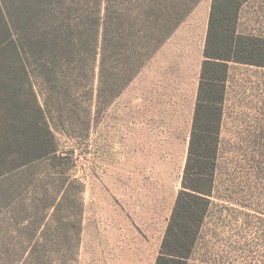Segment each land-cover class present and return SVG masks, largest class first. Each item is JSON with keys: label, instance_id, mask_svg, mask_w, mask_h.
<instances>
[{"label": "rangeland", "instance_id": "1", "mask_svg": "<svg viewBox=\"0 0 264 264\" xmlns=\"http://www.w3.org/2000/svg\"><path fill=\"white\" fill-rule=\"evenodd\" d=\"M193 1L118 97L99 100L95 77L90 96H72L75 114L53 117L57 160L0 172V264H155L204 60L211 0ZM238 31L264 41V0L247 1ZM220 107L210 204L186 264H264V67L229 63Z\"/></svg>", "mask_w": 264, "mask_h": 264}, {"label": "trees", "instance_id": "2", "mask_svg": "<svg viewBox=\"0 0 264 264\" xmlns=\"http://www.w3.org/2000/svg\"><path fill=\"white\" fill-rule=\"evenodd\" d=\"M247 1L211 0L182 186L155 264H186L206 216L228 64L264 67V41L238 31ZM190 3L0 0V172L57 160L53 117L75 114L72 96H90L95 77L99 100L118 97L190 13Z\"/></svg>", "mask_w": 264, "mask_h": 264}, {"label": "crops", "instance_id": "3", "mask_svg": "<svg viewBox=\"0 0 264 264\" xmlns=\"http://www.w3.org/2000/svg\"><path fill=\"white\" fill-rule=\"evenodd\" d=\"M209 18V17H208ZM207 26H208V19H207V22H206V29H207Z\"/></svg>", "mask_w": 264, "mask_h": 264}]
</instances>
